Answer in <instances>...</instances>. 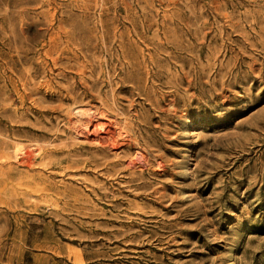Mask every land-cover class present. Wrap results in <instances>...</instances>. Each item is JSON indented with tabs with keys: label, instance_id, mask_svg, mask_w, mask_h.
Wrapping results in <instances>:
<instances>
[{
	"label": "rangeland",
	"instance_id": "374dc122",
	"mask_svg": "<svg viewBox=\"0 0 264 264\" xmlns=\"http://www.w3.org/2000/svg\"><path fill=\"white\" fill-rule=\"evenodd\" d=\"M0 264H264V0H0Z\"/></svg>",
	"mask_w": 264,
	"mask_h": 264
},
{
	"label": "bare ground",
	"instance_id": "6f19581e",
	"mask_svg": "<svg viewBox=\"0 0 264 264\" xmlns=\"http://www.w3.org/2000/svg\"><path fill=\"white\" fill-rule=\"evenodd\" d=\"M28 158H31V156L30 155H28ZM136 163V162H135Z\"/></svg>",
	"mask_w": 264,
	"mask_h": 264
}]
</instances>
